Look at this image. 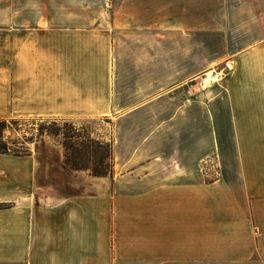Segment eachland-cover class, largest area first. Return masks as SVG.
<instances>
[{"label": "crops", "instance_id": "1", "mask_svg": "<svg viewBox=\"0 0 264 264\" xmlns=\"http://www.w3.org/2000/svg\"><path fill=\"white\" fill-rule=\"evenodd\" d=\"M11 116L111 119L113 175L0 153V264H264V0H0Z\"/></svg>", "mask_w": 264, "mask_h": 264}, {"label": "rangeland", "instance_id": "2", "mask_svg": "<svg viewBox=\"0 0 264 264\" xmlns=\"http://www.w3.org/2000/svg\"><path fill=\"white\" fill-rule=\"evenodd\" d=\"M224 72L223 70L222 73ZM205 77L206 75L200 76L199 80L202 84L209 85L210 83L204 82ZM110 128L111 119L108 118L98 120L11 116L0 118V145L5 144L10 153L36 151L43 159L50 157L51 160L61 152L63 163L67 161L63 165L67 175L89 171V178L111 177ZM58 175L59 173L57 177ZM60 178L63 191L78 189L64 183L66 178L63 173Z\"/></svg>", "mask_w": 264, "mask_h": 264}, {"label": "built area", "instance_id": "3", "mask_svg": "<svg viewBox=\"0 0 264 264\" xmlns=\"http://www.w3.org/2000/svg\"><path fill=\"white\" fill-rule=\"evenodd\" d=\"M223 70L218 71V72H210L208 74H205L206 77L203 78L205 83H211V82H215V81H220L223 79L224 74L222 73ZM211 74V75H210ZM207 75H210V77H207ZM209 81V82H208Z\"/></svg>", "mask_w": 264, "mask_h": 264}, {"label": "trees", "instance_id": "4", "mask_svg": "<svg viewBox=\"0 0 264 264\" xmlns=\"http://www.w3.org/2000/svg\"><path fill=\"white\" fill-rule=\"evenodd\" d=\"M0 153H10L7 150V147H6L5 144L0 145ZM14 154L25 155V154H28V153H18V152H15ZM112 159H113V157H112V153H111V166H110V169H109V172H110L111 176L113 175V162H112ZM66 162L67 161L65 160V162L63 163V165H65Z\"/></svg>", "mask_w": 264, "mask_h": 264}]
</instances>
